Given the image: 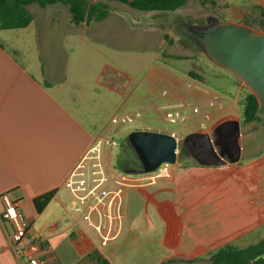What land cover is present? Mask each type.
Masks as SVG:
<instances>
[{
  "label": "crops",
  "instance_id": "obj_1",
  "mask_svg": "<svg viewBox=\"0 0 264 264\" xmlns=\"http://www.w3.org/2000/svg\"><path fill=\"white\" fill-rule=\"evenodd\" d=\"M41 8L37 16L30 11L34 19L28 27L0 30V196L9 193L19 202L30 235L40 240L42 264H64L76 255L75 264H86L94 252L112 264H208L214 250L262 231L264 152L249 153L244 160L240 111H208L205 117L210 126L202 124L191 131L213 132L224 119L239 120V161L224 165L175 163L169 177L155 182H149L145 173L117 171L116 178L128 174L131 183L123 187L117 236L101 245L98 234L96 237L90 231L92 227L70 210L65 181L89 149L110 135L102 119L103 94L110 99L112 94L125 93L131 78L104 64L93 80L84 83L71 75L69 54L66 61L54 63L52 36L60 28L52 15H45L47 6ZM66 47L70 53L78 48ZM164 71L153 84L149 71L151 90L143 88L148 110L163 109L155 102L154 89L164 84L175 100L191 95L211 105L221 99L208 100L207 94H215L190 76L186 82L193 89L185 91L178 75ZM239 97L240 91L231 98L232 104L239 102ZM106 99V108L115 107V99L113 104ZM258 121L262 117L246 124H253L254 129ZM118 187L117 183L111 185L112 189ZM48 192H54L53 197L38 214L34 199ZM2 209L0 199V213ZM11 230V225L0 219V264H24L8 245Z\"/></svg>",
  "mask_w": 264,
  "mask_h": 264
},
{
  "label": "rangeland",
  "instance_id": "obj_2",
  "mask_svg": "<svg viewBox=\"0 0 264 264\" xmlns=\"http://www.w3.org/2000/svg\"><path fill=\"white\" fill-rule=\"evenodd\" d=\"M99 1H104L110 6V14L103 20H94L90 23L84 22L76 25L71 21L68 7L61 3L47 6L48 10H45V15H52L60 28L57 33L53 32L52 36L54 63L59 65L61 62L66 61L69 54V70L73 77H78L80 81L88 83L91 78L94 79L101 66L108 64L114 67L113 71L115 73H126L131 78L125 93L121 95L112 94L110 99H106L107 94H103L101 104L102 119H105L103 122L107 124V130L110 131L111 138L116 141L114 146L103 144L101 153L107 167L114 174L117 171L121 172L115 165L121 145L126 141L127 135L134 130L151 127L161 132L175 131L185 136L188 133L195 132L191 130L201 127L202 124H209L205 117L208 111L215 114L228 110L241 112L240 101L250 89L232 72L216 66L190 42L167 27L163 21L175 18L205 21L213 16L223 21L250 22L252 24L250 27L261 31L257 29L260 28L257 17H259L260 11L264 7V0H190L185 6L173 12H145L120 1ZM29 9L34 16H37L42 8L38 4H32ZM45 35H48L47 32ZM165 35H168V38ZM68 44H71L72 48L78 47L75 53H70L67 50L66 46ZM63 45H65V50L62 49ZM158 56L160 57L158 58ZM164 70L167 73L173 71L178 75L180 81H182L181 83H184L185 91L193 89L186 82L189 79L188 70H193L196 76L199 77L198 79L195 78L197 79L196 82L207 91L215 94H207L208 100L215 99L217 96L221 99L216 100L211 105L209 102L205 103L200 98L191 95L186 96L181 101L175 100L171 97L169 86L164 84L154 89L155 97H158L155 102L158 106H164L163 109L154 112L148 110L146 91L149 88L151 90L148 78L149 71L151 73L150 80L153 84L157 74H163ZM202 79H204L203 82H198ZM144 87L146 91L143 90ZM239 91V102L232 104L231 98L236 96ZM104 97L112 104L115 99V107L106 108ZM182 101L186 102L187 106H184ZM195 106L199 108L200 112L193 111ZM166 109L187 115L188 119L184 123L178 121L172 123L163 117ZM129 111L130 113L139 112L140 115L131 122L117 124L112 122V118L118 119ZM260 114L262 121L256 122L254 129H251L253 124L244 123V160L249 153L264 152L263 110ZM165 126L167 129H164ZM198 131L212 132L209 130ZM190 161L196 160L192 158L188 148L181 143L176 163L186 164ZM172 166L170 165V167ZM86 225L90 227L88 224ZM89 229L97 237L96 232L92 228ZM263 237L264 228L262 231L233 244L239 248H244L258 242ZM77 259V255L73 259L70 256L64 264H75ZM71 260H73L72 263H70ZM86 264L96 263L91 258L89 263Z\"/></svg>",
  "mask_w": 264,
  "mask_h": 264
},
{
  "label": "water",
  "instance_id": "obj_3",
  "mask_svg": "<svg viewBox=\"0 0 264 264\" xmlns=\"http://www.w3.org/2000/svg\"><path fill=\"white\" fill-rule=\"evenodd\" d=\"M163 22L216 66L238 77L256 96L264 112V31L213 16L205 21L175 18ZM240 135V121L234 119L222 120L212 133H188L180 142L169 133L134 130L125 140L138 158L141 168L129 173H150L162 164H175L181 143L201 165L237 162L241 155Z\"/></svg>",
  "mask_w": 264,
  "mask_h": 264
},
{
  "label": "built area",
  "instance_id": "obj_4",
  "mask_svg": "<svg viewBox=\"0 0 264 264\" xmlns=\"http://www.w3.org/2000/svg\"><path fill=\"white\" fill-rule=\"evenodd\" d=\"M194 112L198 108L193 109ZM139 112L125 114L120 118H114L115 124L131 122L139 117ZM164 119L175 123L185 122L188 119L178 111L166 109ZM164 129H167L166 126ZM177 138L180 142L182 133L175 131L166 132ZM105 145H116V141L108 135L99 140L82 157L65 181V186L70 194V210L87 222L98 234L101 245H107L117 236L116 223L122 218V193L123 187L131 183L128 174H122L116 178L107 167L101 149ZM170 165L162 164L156 171L145 173L149 182H155L161 177L170 176ZM117 183L119 187L112 189L111 185ZM3 209L0 213L1 221L11 225L12 230L7 235L8 245L17 259H23L24 264H42L39 257L40 240L30 235L29 222L23 214L19 202L13 200L9 193L0 196Z\"/></svg>",
  "mask_w": 264,
  "mask_h": 264
},
{
  "label": "trees",
  "instance_id": "obj_5",
  "mask_svg": "<svg viewBox=\"0 0 264 264\" xmlns=\"http://www.w3.org/2000/svg\"><path fill=\"white\" fill-rule=\"evenodd\" d=\"M120 1L136 9L148 11L173 12L185 6L190 0H109ZM55 3L66 5L69 9L71 21L76 24L90 23L103 20L110 14L108 3L99 0H0V30L21 29L28 27L33 21V14L29 10L32 4L46 7ZM258 25L264 31V7L261 9ZM255 20V19H253ZM244 24L252 26L250 22ZM168 38V35H165ZM182 58V57H181ZM192 78H199L193 70L188 72ZM241 120L244 123L259 120L262 108L256 96L248 91L241 101ZM116 157V168L129 173L141 168L140 162L133 151L124 141ZM54 192L45 193L34 199L36 212L41 213L53 197ZM264 237L247 247L239 248L234 244H226L208 257V264H264ZM96 264H112L98 252L92 254Z\"/></svg>",
  "mask_w": 264,
  "mask_h": 264
}]
</instances>
